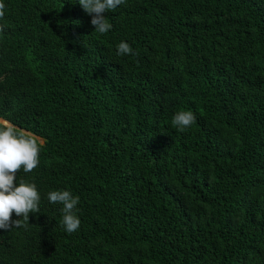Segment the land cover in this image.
Here are the masks:
<instances>
[{
	"label": "trees",
	"instance_id": "1",
	"mask_svg": "<svg viewBox=\"0 0 264 264\" xmlns=\"http://www.w3.org/2000/svg\"><path fill=\"white\" fill-rule=\"evenodd\" d=\"M2 2L0 121L44 146L0 264H264V0H125L105 34L78 0Z\"/></svg>",
	"mask_w": 264,
	"mask_h": 264
},
{
	"label": "clouds",
	"instance_id": "2",
	"mask_svg": "<svg viewBox=\"0 0 264 264\" xmlns=\"http://www.w3.org/2000/svg\"><path fill=\"white\" fill-rule=\"evenodd\" d=\"M82 9L91 15L90 23L97 33H107L112 25L105 13L115 10L125 0H78ZM5 4L0 0V20L5 16ZM5 25L0 24V32ZM117 55H138L125 41L117 45ZM196 121L190 110H178L171 119V124L179 131L190 128ZM44 141L27 130L17 127L8 120L0 121V229L27 227L29 214L40 212V192L34 182L20 179L17 173H30L40 165L39 155ZM52 204H61V224L69 234L78 230L80 220L76 215L79 196L70 190H52L47 193ZM13 213L18 219H12Z\"/></svg>",
	"mask_w": 264,
	"mask_h": 264
}]
</instances>
